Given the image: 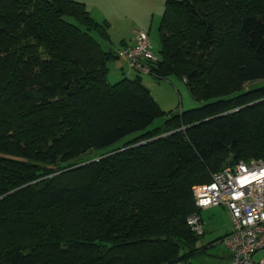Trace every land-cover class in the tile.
Instances as JSON below:
<instances>
[{"label": "trees", "instance_id": "16d2710c", "mask_svg": "<svg viewBox=\"0 0 264 264\" xmlns=\"http://www.w3.org/2000/svg\"><path fill=\"white\" fill-rule=\"evenodd\" d=\"M99 29L80 2L0 0V264H188L204 250L186 223L192 187L231 154L264 160V129L232 137L236 116L212 117L244 96L221 98L248 62L264 66V0H164L148 75H175L203 102L176 114L140 73L108 82L117 56Z\"/></svg>", "mask_w": 264, "mask_h": 264}, {"label": "rangeland", "instance_id": "374dc122", "mask_svg": "<svg viewBox=\"0 0 264 264\" xmlns=\"http://www.w3.org/2000/svg\"><path fill=\"white\" fill-rule=\"evenodd\" d=\"M160 17L155 22L154 27H151L149 32L150 42L152 43V51L154 54L159 55L160 51V40L157 33V27L159 24ZM156 21V18H155ZM236 40H232L231 48H228V53L231 51L238 52L237 45L233 44ZM229 46V47H230ZM228 58V57H227ZM225 58V59H227ZM125 60V59H124ZM120 59H111L107 63L108 82L113 84L118 81L115 79L113 74L120 73L121 70H130L127 66V62ZM131 71V70H130ZM142 78V83L146 86L149 91L151 89L152 95L158 93L163 95V100L156 101L160 108L171 114H176L181 110L190 109L200 106L203 102L195 100L189 92L188 87L183 83L184 80L180 79L175 75H169L162 79H154L147 74H140ZM135 74L132 72L130 77L134 78ZM150 87V88H149ZM243 94L244 96L235 100L232 104H235L233 107L224 108L219 113L214 114L212 117L219 115H235L234 130L232 137H243L248 136L253 140L257 138L262 139V129H264V66L253 65L248 62L242 72V77L240 80L239 90L230 95L222 96L221 98H229L238 94ZM155 97V96H154ZM162 97V96H161ZM258 104V106H256ZM249 109L242 114V109ZM163 118L157 119L154 121L152 126L161 124ZM182 128V127H181ZM136 133V132H135ZM199 137H220V133L216 130V127L206 130L203 133L197 132ZM99 151H89L85 154L80 155L77 158H80V163L89 162L98 158ZM112 153V152H109ZM257 158H248L246 161L253 160ZM75 159H72L70 162H74ZM85 160V161H84ZM233 155L227 156L219 164L220 168L227 167L233 162ZM262 160V159H261ZM11 192V191H10ZM13 208V206L11 205ZM109 203L97 206L89 207V211L92 215L99 217L103 216L106 211H108ZM3 204H0V210H2ZM202 219L204 221V234L200 237L197 242V245H202L206 249L201 251L200 254L190 257L188 259V264H228L226 255L229 254L228 250L223 246V244L218 243V239L223 236L226 231L230 228V220L222 206L213 208L208 212L201 213ZM6 220V219H5ZM10 220V219H9ZM13 221V220H12ZM11 222V220H10ZM8 221L5 223L7 224ZM23 224V223H20ZM19 227L22 228L23 225ZM41 228V229H40ZM37 227L38 231H44V229H49L48 226ZM201 250V247L200 249ZM261 256H264V250L257 251L254 255L255 259H259Z\"/></svg>", "mask_w": 264, "mask_h": 264}, {"label": "built area", "instance_id": "2783aa9c", "mask_svg": "<svg viewBox=\"0 0 264 264\" xmlns=\"http://www.w3.org/2000/svg\"><path fill=\"white\" fill-rule=\"evenodd\" d=\"M115 55L140 74H149L148 62L157 60L142 29L136 31L132 45L120 48ZM191 191L198 211L211 206H223L228 211L232 227L221 243L229 252V264H264V256L254 257L264 250V160H239L213 173L209 182L194 185ZM198 211L188 215L186 223L196 235H202L204 222Z\"/></svg>", "mask_w": 264, "mask_h": 264}, {"label": "crops", "instance_id": "0c3cea01", "mask_svg": "<svg viewBox=\"0 0 264 264\" xmlns=\"http://www.w3.org/2000/svg\"><path fill=\"white\" fill-rule=\"evenodd\" d=\"M73 1L84 4L90 17L95 22L103 26L104 28L103 30L100 29L94 30L92 31V34L99 41L101 47L105 51L113 52L114 55L115 52L120 48L126 45H132L135 42V35L137 30L142 29L146 31L149 37L150 36L149 32L151 30V27H154V24L155 22H157V19L159 17L161 19L164 10V0H73ZM157 33H158V27H157ZM151 44L152 43L150 42V49L152 50ZM113 59L124 60L123 58H119V57H114ZM124 62L126 63L125 60ZM130 70H121L120 73L118 72L116 75L113 74V76L115 79L118 78L122 79L124 77H130L132 72L136 75L135 71L133 70L130 71ZM150 93L151 94L153 93L151 92V89H150ZM154 96L153 97L156 101L157 100L159 101L160 98L163 100V95L160 93ZM216 207L218 206H211L200 210L199 212L200 216L201 213L208 212ZM223 208L225 209L231 224V219L228 214V211L226 210L225 207ZM231 227L232 224L223 236H225L231 231ZM223 236H221L217 240L218 243L221 244V239ZM197 246L204 248V250L206 249L202 245L200 246L197 245ZM226 259H227V263L229 264V259H230L229 254L226 255Z\"/></svg>", "mask_w": 264, "mask_h": 264}]
</instances>
